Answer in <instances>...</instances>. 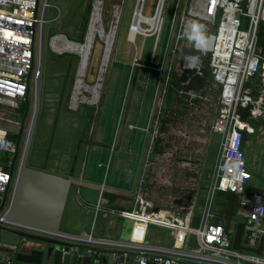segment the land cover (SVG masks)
Listing matches in <instances>:
<instances>
[{
	"label": "rangeland",
	"instance_id": "rangeland-1",
	"mask_svg": "<svg viewBox=\"0 0 264 264\" xmlns=\"http://www.w3.org/2000/svg\"><path fill=\"white\" fill-rule=\"evenodd\" d=\"M47 1L48 0L39 1V13H41L45 8ZM175 1L176 0H168L165 7L166 11L162 19V28L159 39L160 42L158 44L156 58H158L160 55L161 46H163V50L161 51L162 57L163 54H165L168 36L170 33V26L174 16L173 9ZM157 2L158 0H144V8L142 6V15L144 17H152L154 10L156 9ZM96 3L100 6L101 10L100 29L103 31V36H99L100 34L96 33L95 40L102 43L100 48V52L102 54V50L104 49V41L106 42V39H109L110 36L111 39L114 35V38H116L115 48L119 51L116 52L118 56L115 57L114 55H111L109 58V61L106 63V67L104 68V74H99V76L103 75V77L101 76L102 81L98 78V70L101 62L99 60L96 65L97 71L95 72L94 77H90L89 74H87L83 80L84 83L80 86V89L77 91L71 90V97L66 103V108V98L64 97L66 94L62 91L61 85L62 77L58 70H56L57 67L59 69L60 67L57 65L56 67H45V65L48 66V64L45 63H51V61H53V64H56V61L54 60L56 58L55 55H60V53H57V48H51V46L53 44L52 42L59 38L60 34L71 36L72 38L83 37L84 40L86 39L89 22L87 24L86 18L81 20L82 13L81 15L76 14H79L82 11L86 14L87 18L88 16L91 17V13H93V5L95 4L96 6ZM136 4L137 0H50L45 22V39L47 47L45 48L44 55V67L42 71L43 76L41 75L40 81V112L34 133L31 156L28 160L29 167L59 176L55 172L58 169H61L58 163L64 158L65 163L67 162L66 166L68 165L70 170L74 168V166H80L82 158H84V156L91 149L90 141L100 142V140H97L96 138L101 130H104V135L106 138L110 137V140L112 139L110 135L111 122L109 121V127L106 131V125L103 123L104 120H106L104 117L106 116L107 111H109L110 106L103 105L104 108L101 110L99 117L97 118L98 120L93 124L83 122V124L78 125L75 120L80 117V114L71 113L68 112V110L75 108L77 105H89V102H92L93 100H96L98 103H100L103 99L102 96H105L104 92L106 86L113 90L119 88L123 89L124 87L131 85L130 82L132 80L134 70L137 67L136 64L141 57V49L142 59H150L155 44V37L147 38L143 35H137L135 37L136 43H133L135 39L132 40L129 37V29L131 25L130 20L133 17L132 15L134 14ZM116 16L117 19H115ZM104 17L105 19L108 18L107 23L104 22ZM88 19L91 20L90 18ZM141 26H143V29L147 28L146 24H141ZM176 32L177 26L175 29V34ZM114 38L112 39V42L114 41ZM63 45L64 44L62 42H58L57 47L61 49L64 47ZM190 47V41L186 39L183 40L182 47H179L175 58L172 56V48L169 49V61L173 60L174 58L171 73L173 72V74H177L176 78H172V76L167 78L166 72L165 74H161L159 71L157 72L139 67V82L136 84L133 97L134 102L132 106L142 103L141 106L146 109L147 107H150L149 104L151 96L153 95V97L156 96L157 98H155L154 105V113L157 119L154 120V123L152 122L151 125H148L152 135L156 136L155 152L152 150L151 153L149 150H147V148H149V143L145 148L146 156L149 157L151 153V166L154 170L151 174V185L148 187L150 194L152 195H157L162 191L165 192L167 188L171 193H175V191H179V189L183 190L184 188L185 190H188L186 189L188 185L190 186L191 182L194 184L195 181H197V171H194L195 169L189 167V164L195 165L203 158L207 149L209 137L212 133V126L216 119L219 90L210 79L207 62H203L204 65L200 74H198L196 70L185 71L182 69V60L184 54L192 52ZM65 53L66 52L62 54ZM113 53L114 50L112 54ZM39 57L40 26L37 25L35 69L39 63ZM206 59L207 58L205 57L203 58V60ZM113 64H115L114 67ZM168 69L169 67H166V70ZM50 70L55 71H52V74L49 76L48 73ZM160 82H162V86H160ZM95 84L96 86H99V84L101 86L99 92L97 90V95L92 93V88ZM165 85H167V88L170 89V92H165ZM155 86H157L158 89L154 93ZM73 87L75 89V82ZM246 88L253 98L258 100L261 98V115L256 124L253 122L254 127L257 129V135L252 137L253 133L251 132L248 134L249 137H246L244 140L245 145L248 144L249 147H243L247 170L251 174V179L248 182V186L256 188L262 186V189L264 190V182L260 179H256L258 175L264 176V90L260 81V77L256 76L255 78L251 79L246 84ZM36 90L37 81L34 80L32 76L30 80L31 110L27 120L26 128L30 126V118L32 116L31 112L35 106L37 94ZM75 93V100L77 102L73 100ZM125 93H123L122 97L125 95ZM138 93L141 96L144 95V97H138ZM139 99L144 101H139ZM160 106L162 107L160 108ZM24 107L25 102L21 104V108L24 109ZM0 111L5 113V115L0 116L2 119H6L7 117L10 118L13 115V112L9 109L4 110L0 108ZM86 111L90 110L82 107L80 113L85 114ZM64 120H67V122L71 120L72 123L65 124L63 123L65 122ZM126 127H128V125ZM80 131H82V133H80ZM127 134L128 133L125 132L124 135L126 136ZM256 136L257 138H254ZM211 141L212 142L207 155L208 161L205 170L206 175L212 168L214 155L219 142V135L215 133V135L212 136ZM123 146L124 144H122L120 147L123 148ZM128 147H130V151L133 155V157H131L128 161H131L132 165L137 166V158L135 155L139 153V145H137L134 139H130V145ZM106 150H110L108 156H106ZM180 150L182 156L181 154L177 155L178 151ZM247 150L250 152L249 154ZM65 158H67V161ZM123 158L124 155H122V160ZM117 162H121V159L117 152L113 151V147L110 149L107 147L104 148V155L99 161L101 164L100 169L105 171L107 165L114 167ZM96 164L97 163H95V165ZM181 165H183L182 168ZM139 166L143 176L145 173L147 176L148 170H146L144 167V162L142 161L141 157ZM178 166H180V169L177 168ZM181 169L183 171V175H180L179 173ZM175 181H182L183 187H179L180 185L176 184ZM13 193L14 187H12L9 192L8 200L11 199ZM21 230L33 233L31 230L26 228H22ZM61 230L64 231L63 217L61 222Z\"/></svg>",
	"mask_w": 264,
	"mask_h": 264
},
{
	"label": "built area",
	"instance_id": "built-area-1",
	"mask_svg": "<svg viewBox=\"0 0 264 264\" xmlns=\"http://www.w3.org/2000/svg\"><path fill=\"white\" fill-rule=\"evenodd\" d=\"M164 1L159 26L154 30L147 26L144 29L147 36L158 38L167 5ZM157 10L158 5L154 16ZM173 13L165 58L169 49L172 48L174 54L180 43L189 39L194 23L204 26L208 46L202 49L194 41L193 49L198 56L207 58L210 76L220 92L213 130L221 135V144L211 191L238 195L245 220L241 244L257 249L264 236V191L246 192L251 174L247 170L243 144L245 133L253 129L242 118L241 110L246 111L249 118L261 115V98H253L246 84L257 76L264 90V55L258 50L259 30L264 24V0H176ZM37 25H42V12L39 13L36 0H0V105L19 110L26 101L31 77L38 78L39 66L35 69ZM198 61L197 57L186 58L183 67L200 72ZM2 115L5 113L0 111ZM7 136L8 132L0 128V228L21 230L22 227L6 220L13 196L10 200L7 196L3 203L7 188H15L18 176V169L12 177L9 174L14 146ZM121 217L133 221L130 239L134 244H142L148 226L155 225L176 231L175 249L183 247L186 235L195 233L201 239V250L212 251L222 258L233 252L222 226L205 222L202 229L194 231L189 227L188 216L181 220L173 214L154 211L151 203L141 198L136 200L134 211L121 213ZM237 257L252 264H264V255L240 253ZM134 261L136 264H181L173 257L145 253L136 254ZM0 264H16L12 253L0 252Z\"/></svg>",
	"mask_w": 264,
	"mask_h": 264
},
{
	"label": "crops",
	"instance_id": "crops-1",
	"mask_svg": "<svg viewBox=\"0 0 264 264\" xmlns=\"http://www.w3.org/2000/svg\"><path fill=\"white\" fill-rule=\"evenodd\" d=\"M94 6L95 4L93 5V9ZM76 15H81V20H84L86 18L87 24L89 22L90 25V20L88 18L91 19V17L88 16L87 18L86 14L82 11ZM132 19L133 17L130 20V24ZM107 21L108 18L105 19L104 17V22L107 23ZM177 23H178V19L175 24V27L177 26ZM161 28L158 38L156 36H151V35L147 36V38L155 37V44L150 59L148 60L142 59V49H141L140 51L141 57L138 60V63L139 61L142 60L141 61L142 64L139 67L157 72L159 71L161 72V74H165L166 72L167 78L169 76H172L173 78L175 73L174 74L173 72L171 73V69L174 63V58L176 57L179 48L176 51V53L172 55L174 57L173 60L169 61L168 55L165 58L163 54L162 57L161 51L163 50V46H161L160 55L158 58H156L157 48L160 42L159 39H160ZM61 37L68 43L71 44L73 43L78 46H85L86 44V39L84 40L83 37L72 38L71 36L60 34L59 38ZM113 38L114 35L111 38L110 53L107 62L109 61L111 55L112 56L114 55L115 57L118 56L116 52L119 51L115 48L116 38H114V41L112 42ZM95 39L96 37H94L92 43L89 44V47L87 48V68L84 73V76L81 78L82 84L84 83L83 80L87 74H89L90 77H94L95 72L97 71L96 65L99 60L102 62V58L104 57L107 49V45L105 44V41L103 39L104 49L102 50L103 53L101 54L100 48L102 46V43ZM186 40L190 41V45H191L190 49L192 50V52H188L184 54L182 60V69L185 70L183 67V63L186 58L197 57L200 58V61L197 62V66L200 65L201 69L200 72H198V70L196 69L193 70H196V72L200 74L202 72V68L204 65L203 62L206 61L208 65V60L207 59L203 60V57L201 55L198 56L199 54L194 51L193 49L194 40L191 39H186ZM55 41L52 42L53 44L51 48L53 47L55 49L56 48L60 49L57 47L58 42H62L64 44L63 46H65V43L61 39H58L56 42ZM133 43H136V39ZM46 47L47 44L45 39V48ZM179 47H182V42L180 43ZM113 50L114 53L112 54ZM64 52L66 53L62 54ZM57 53H60V55H55L56 58L54 60L56 61L55 62L56 64H53V61H51V63L47 62L45 64H48V66L45 65V67H49V68L53 66L56 67V65L60 67L61 70L58 67L56 70H58L59 74L62 77L61 85H62V91L66 94L64 96L66 98L65 99V106H66V103L71 97L70 95L71 90L76 91L80 88V86L77 84V81L79 79V74H78L79 68L83 59L81 58L82 54L76 51L64 50L62 52L57 51ZM101 62L99 65L98 76L100 73ZM138 63L136 65H138ZM114 65L115 64H113V67ZM166 67H169V69L166 70ZM52 71L55 70H50L48 73L49 76L50 74H52L51 73ZM139 73L140 70L138 68L137 78L135 81V86L133 89V93L129 105H128V99L130 96V89L132 85L133 76L130 82L131 85H129L128 87L126 86L123 89L119 88V89L111 90L108 86H106L104 92L105 96L104 95L102 96L103 99L100 103H98L96 100H93L92 102H89V105L88 104L82 106L77 105L75 106V108H71L69 110L67 109L68 112L80 114V117L77 118L75 122L78 125H81L83 124V122H87L88 124L89 123L93 124L95 121L98 120L97 118L99 117V114L101 110L104 108V106H110L109 111H107V114L104 117V119L106 118V120H104L103 123L106 125L105 126L106 128L105 131H106L107 128L109 127V123L111 122L110 135L112 139L110 140V137L106 138L104 135L105 134L104 130H101L96 138L97 140L99 139L100 142L90 141L91 149L84 156V158H82L80 166L77 167L74 166V168L70 170L68 165L66 166L67 162L65 163L64 158L58 163L61 169L55 171L56 174L64 178H71V188L69 195L67 197V201L63 213V230L65 232L83 234L86 236H92L94 238L110 239L118 242L119 241L131 242L130 236L133 228V221L121 217V213L134 211L136 209V200L141 198L151 203L154 211H160L166 214H173L178 219L181 220L185 216H188L190 218L189 227L194 231L202 229L205 222L222 226L225 235L229 238L232 244L231 250L233 252L228 254L227 258H222L220 256L215 255L214 252L212 251L201 250L200 248L201 239L195 233H190L186 235L184 239L183 247L181 249H175L174 245L177 238L176 231L170 228L160 227L155 225L148 226L147 233L144 238V242L142 244H139L142 245L143 247L140 248L123 247V246L108 247L102 245H92V246H97L100 248H109L110 250L115 252H122L123 257L127 256L125 255L126 252L133 254L145 253L148 255H157V254L165 255L168 257H173L178 259L182 264H252L249 261L238 258L237 254L239 255L240 253L241 254L243 253L254 254V253H248L245 251H236L233 248V240L237 227L241 223L244 224L245 221L243 215L244 210L239 205V197L236 198L234 203H231V201L229 200V196L225 195L226 193H222V192L212 193L211 191L213 184V176H214L213 174L215 171V166L218 161L220 144H221V135L213 130V126H212V133L209 137L207 149L204 153L203 158L195 165L189 164L190 165L189 167L195 169L194 171H197V177H198L197 181H195L194 184L193 182H191V185L190 186L188 185V187L186 188L188 190H185L184 188L183 190L179 189V191H175V193L173 192L171 193L168 191L167 188L165 192L162 191L157 195L150 194V190L148 187L151 185V178H152L151 174L154 171L151 166V153L152 150L153 152H155L156 136L152 135V132L149 130L148 125L149 124L151 125L152 122L154 123V120L157 119L154 113L156 96L154 97L153 95L151 96V100L149 104L150 107L149 108L147 107L148 109L143 108V106H141L142 103H139V105L136 104L132 106L134 102L133 97L136 89V84L137 82H139ZM41 75L43 76V74ZM209 76H210V71H209ZM210 79L212 80L211 76ZM74 82H75V89L73 87ZM96 84L93 86V88L96 86ZM160 86H162V82H160ZM165 88H166L165 92L167 93L169 91V88H167V85H165ZM217 88L219 90L218 86ZM100 89L101 86L99 84L98 92ZM157 89H158L157 86H155L154 93L156 92ZM123 93H125V95L122 97ZM139 93H138V97L141 96L139 95ZM73 97H74L73 100L77 102L75 100L76 93ZM141 97H144V95ZM139 101L143 102L144 100L139 99ZM82 107L87 108L90 111H86L85 114H81L80 110ZM161 107L162 106H160V108ZM259 118L260 117L249 118L248 116L245 118L249 126L253 129L252 137L257 135V129L256 127H254L253 122H255L256 124ZM64 121L65 122L63 123L65 124L72 123L71 120H69L68 122L67 120ZM127 125L128 127H126ZM125 132L128 133L126 136L124 135ZM80 133H82V131H80ZM215 133L219 135V142L217 144L216 152L214 155L212 168L208 171L206 175L205 170L208 161L207 155L212 142L211 141L212 136L215 135ZM248 134L249 133H245L244 140L246 139V137L247 138L249 137ZM254 138H257V136ZM130 139L132 140L134 139L137 145H139V153L135 155V157L137 158V162H136L138 164L137 166L132 165V162L128 161L130 160L131 157H133L132 152L130 151V147H128L130 145ZM116 140H117V144H116ZM105 143H108L110 145ZM148 143H149V148H147V150L151 152L149 157L146 156L145 154V148ZM122 144H124L123 148L120 147ZM106 147L109 149L113 147V151L117 152V154L120 156L121 162H117V164L114 167H110L109 165H107L105 171H102L100 169L101 164L99 163V161L102 159L104 155V148ZM247 147L248 144L245 145V148ZM109 151L110 150H106V156H108ZM180 152L181 150L178 151L177 155L181 154L182 156V153ZM247 152L248 154L250 153L248 150ZM122 155H124L123 160H122ZM140 157L144 162V167L146 168V170H148L147 176L146 173L143 176V173L141 172L140 169L141 164L139 166ZM65 160L67 161V158H65ZM95 163L97 164L95 165ZM182 167L183 165H181V168ZM177 168L180 169V166H178ZM179 173L180 175H183L182 169ZM256 179L257 180L260 179L261 181L264 182L263 175H258ZM175 183L179 184L180 185L179 187H183L182 181H178V182L175 181ZM249 189L263 190L262 186H259L258 188L249 187ZM77 221L82 222L83 225L80 227H76L74 223H76ZM262 226L264 229V224ZM36 234L39 235V233ZM182 252L185 253L187 252L189 254H184ZM261 255H264V248Z\"/></svg>",
	"mask_w": 264,
	"mask_h": 264
},
{
	"label": "water",
	"instance_id": "water-1",
	"mask_svg": "<svg viewBox=\"0 0 264 264\" xmlns=\"http://www.w3.org/2000/svg\"><path fill=\"white\" fill-rule=\"evenodd\" d=\"M50 0L42 11V25L40 27V57L39 75L37 78L36 110L33 117L30 142L35 133L40 108V78L44 66L45 52V22ZM143 0H137L135 13L140 14ZM37 9L39 0H36ZM37 12V11H36ZM159 16V15H158ZM35 40V39H34ZM139 61L132 80L128 105L137 78ZM30 77V75H29ZM28 77V79H29ZM31 110L30 89L25 101L23 115L21 117V130L25 126ZM0 128L8 132V139L16 133L17 126L0 120ZM17 168L11 167L9 174L12 177ZM71 188V178H64L36 170L26 165V162L18 168V176L14 188L13 199L6 220L22 228L31 230H10L0 228V246L10 247L16 264H136V254L127 253L123 257L122 252H115L109 248H100L92 245L143 247L131 242H118L110 239L94 238L83 234L64 232L61 230L62 217ZM10 187L7 188L3 203L5 202ZM76 227L82 226V222L74 223ZM36 233H39L36 234ZM244 224L238 225L233 248L236 251H245L261 255L264 248V236L260 238L258 248L250 249L242 246ZM41 234V235H40ZM179 253V252H178ZM184 254H189L182 252ZM116 255V258L113 255ZM182 264V263H181Z\"/></svg>",
	"mask_w": 264,
	"mask_h": 264
},
{
	"label": "bare ground",
	"instance_id": "bare-ground-1",
	"mask_svg": "<svg viewBox=\"0 0 264 264\" xmlns=\"http://www.w3.org/2000/svg\"><path fill=\"white\" fill-rule=\"evenodd\" d=\"M143 3H144V0H143ZM143 3H142V6H143ZM164 3H165V1L163 2V0H158V2H157L158 10H157V13H156L155 16L153 15L152 17H144L142 15V7H141V10L139 12L140 13L139 15L137 13H135V15L133 16L132 23L130 25V29H129V37L132 40H134L137 35H143L144 37L145 36L147 37L146 31L142 28L141 24H146L148 26V28H153V30L155 29V27H157V25L159 26V20L161 18H159L158 15H159V12L161 11V7L164 6ZM100 19H101L100 6L96 4V6L93 9L92 16H91L90 25H89V28H88V33H87V36H86V44H85V46H78V45H75L73 43L72 44L68 43L62 37L56 39V41L58 39H61L65 43V46L63 48H61V49H57V51H64V50L70 51L71 50V51L80 52L82 54L81 58L83 60L81 62L80 68H79V72H78L79 79L77 81V84L79 86L82 85L81 78L84 76V73H85L86 68H87V48L89 47V44L92 43L96 33L100 34L99 36H103V31H101V29H100ZM115 19H117V16L115 17ZM110 37H109V39H106V42H105V44L107 45V49H106L104 57L102 58L101 70H100L99 74H102L103 71H104V68L106 67L107 59H108V56H109V53H110V45H111L110 44V40H111ZM105 38H106V36H105ZM101 76L98 77L99 80L102 78ZM98 88H99V86H96L94 89H92V93L97 95ZM0 108L4 109V110L9 109L12 112L18 111V110H15L13 108H8V107L3 106V105H0Z\"/></svg>",
	"mask_w": 264,
	"mask_h": 264
},
{
	"label": "flooded vegetation",
	"instance_id": "flooded-vegetation-1",
	"mask_svg": "<svg viewBox=\"0 0 264 264\" xmlns=\"http://www.w3.org/2000/svg\"><path fill=\"white\" fill-rule=\"evenodd\" d=\"M35 108H36V103L34 106V110L32 112L30 126L26 128V124L28 120V117H27L23 130H21L20 128L21 127V117L23 115V112H22L23 109L20 108L18 111L12 113L13 114L12 117L10 118L7 117L6 119H4L8 123L17 126L16 133L11 135V139H9L14 146V152L11 156V167H13L14 169L20 168L24 162H26V165L28 166V160L31 156V148H32L33 139H34V135H33V138L30 142L33 117L35 115V110H36ZM0 252L10 253L11 249L10 247L2 245L0 246Z\"/></svg>",
	"mask_w": 264,
	"mask_h": 264
},
{
	"label": "trees",
	"instance_id": "trees-1",
	"mask_svg": "<svg viewBox=\"0 0 264 264\" xmlns=\"http://www.w3.org/2000/svg\"><path fill=\"white\" fill-rule=\"evenodd\" d=\"M258 50H259V53L260 54L264 55V24H262L260 26V30H259ZM176 77H177V75L175 74L173 76V78H176ZM168 92H170V91H168ZM23 111H24V109H23ZM241 115H242V118H246L248 116V113L246 111H244V110H241ZM244 146H245V141H244L243 147ZM255 191L256 190L249 189V187L246 189V192L247 193H249V192H255ZM225 195H228L229 196V200L231 201V203H234L235 200H236V198L238 197V195L236 196L235 194H232V193H226Z\"/></svg>",
	"mask_w": 264,
	"mask_h": 264
},
{
	"label": "clouds",
	"instance_id": "clouds-1",
	"mask_svg": "<svg viewBox=\"0 0 264 264\" xmlns=\"http://www.w3.org/2000/svg\"><path fill=\"white\" fill-rule=\"evenodd\" d=\"M189 39L194 40L197 46L206 49L208 46V38L204 35V26L201 24H193Z\"/></svg>",
	"mask_w": 264,
	"mask_h": 264
}]
</instances>
